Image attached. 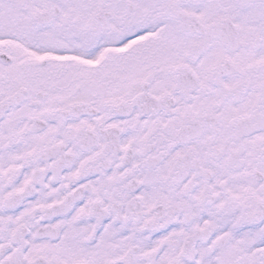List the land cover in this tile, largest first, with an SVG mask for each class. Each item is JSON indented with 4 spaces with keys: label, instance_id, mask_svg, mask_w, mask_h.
<instances>
[{
    "label": "snow or ice",
    "instance_id": "snow-or-ice-1",
    "mask_svg": "<svg viewBox=\"0 0 264 264\" xmlns=\"http://www.w3.org/2000/svg\"><path fill=\"white\" fill-rule=\"evenodd\" d=\"M0 264H264V0H0Z\"/></svg>",
    "mask_w": 264,
    "mask_h": 264
}]
</instances>
